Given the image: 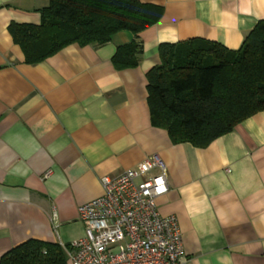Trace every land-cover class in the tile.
Masks as SVG:
<instances>
[{
	"label": "crops",
	"instance_id": "crops-1",
	"mask_svg": "<svg viewBox=\"0 0 264 264\" xmlns=\"http://www.w3.org/2000/svg\"><path fill=\"white\" fill-rule=\"evenodd\" d=\"M139 1L162 14L139 34L138 66L117 70L127 30L26 64L8 25L39 24L47 0H0V257L29 239L83 237L77 210L103 193L101 178L156 156L168 185L157 209L176 217L188 264H264V111L196 148L152 127L146 100L159 44L203 38L236 50L264 0Z\"/></svg>",
	"mask_w": 264,
	"mask_h": 264
},
{
	"label": "trees",
	"instance_id": "trees-1",
	"mask_svg": "<svg viewBox=\"0 0 264 264\" xmlns=\"http://www.w3.org/2000/svg\"><path fill=\"white\" fill-rule=\"evenodd\" d=\"M39 24L11 22L8 32L26 64H36L70 44L103 45L119 31L133 40L119 45L115 69L138 66L139 34L154 25L162 7L139 0H47ZM159 63L146 73L152 127L173 144L205 148L243 120L264 111V19L241 46L190 38L158 45ZM69 245L29 239L5 252L0 264H69Z\"/></svg>",
	"mask_w": 264,
	"mask_h": 264
},
{
	"label": "built area",
	"instance_id": "built-area-1",
	"mask_svg": "<svg viewBox=\"0 0 264 264\" xmlns=\"http://www.w3.org/2000/svg\"><path fill=\"white\" fill-rule=\"evenodd\" d=\"M100 181L103 193L78 207L85 234L69 244L71 264H188L176 217L157 209L168 185L156 156Z\"/></svg>",
	"mask_w": 264,
	"mask_h": 264
}]
</instances>
